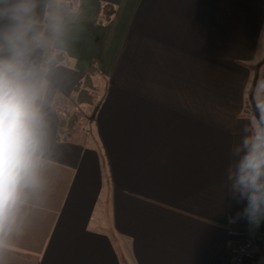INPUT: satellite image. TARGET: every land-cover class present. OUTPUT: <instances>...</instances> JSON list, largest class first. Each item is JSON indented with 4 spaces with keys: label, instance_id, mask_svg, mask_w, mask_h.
I'll use <instances>...</instances> for the list:
<instances>
[{
    "label": "crops",
    "instance_id": "0c3cea01",
    "mask_svg": "<svg viewBox=\"0 0 264 264\" xmlns=\"http://www.w3.org/2000/svg\"><path fill=\"white\" fill-rule=\"evenodd\" d=\"M55 1V65L41 70L35 44L29 55L44 85L42 185L0 237V264H229L251 236L235 182L264 121V0ZM48 2L33 0V34ZM18 3L0 0V33ZM93 62L99 107L82 121L92 107L76 86ZM256 241L241 264H264Z\"/></svg>",
    "mask_w": 264,
    "mask_h": 264
},
{
    "label": "clouds",
    "instance_id": "9594fccd",
    "mask_svg": "<svg viewBox=\"0 0 264 264\" xmlns=\"http://www.w3.org/2000/svg\"><path fill=\"white\" fill-rule=\"evenodd\" d=\"M33 0H19L11 10L17 22L0 33V237L19 222L26 194L42 185L46 122L42 111L44 85L29 61L32 45L42 44L33 34ZM264 48V31L258 38ZM236 186L244 202L243 215L254 227L264 222V127L243 141Z\"/></svg>",
    "mask_w": 264,
    "mask_h": 264
},
{
    "label": "trees",
    "instance_id": "16d2710c",
    "mask_svg": "<svg viewBox=\"0 0 264 264\" xmlns=\"http://www.w3.org/2000/svg\"><path fill=\"white\" fill-rule=\"evenodd\" d=\"M57 3L55 0H49L47 4V14L45 18L42 20L44 24L43 32L39 35L41 40L43 41L40 46L43 49V60H42V71L45 68L52 67L55 65L54 57H53V43L55 36V28L57 22ZM262 63V62H261ZM97 73V66L93 62L89 71L85 74L84 79L76 86L77 91V102L79 104H88V106L92 107L91 120L95 118L96 111L99 107V102L96 101L95 95L93 93V89H95L94 84V75ZM257 81V75H255L252 79L249 88L247 89L249 97H252L253 89L255 88ZM256 116V115H255ZM80 112L75 110L70 114L63 116L59 120V134L61 138H67L71 132L73 131L76 123L79 121ZM258 124L257 129L259 130L261 127H264L262 121L257 118ZM256 235L258 238L262 240V244L260 247V251L262 256H264V234L260 230L259 227L255 228Z\"/></svg>",
    "mask_w": 264,
    "mask_h": 264
},
{
    "label": "built area",
    "instance_id": "2783aa9c",
    "mask_svg": "<svg viewBox=\"0 0 264 264\" xmlns=\"http://www.w3.org/2000/svg\"><path fill=\"white\" fill-rule=\"evenodd\" d=\"M251 236L245 241L238 242L232 245L229 264H241V262L249 257H252L255 252V247L257 245L256 241V230L251 223Z\"/></svg>",
    "mask_w": 264,
    "mask_h": 264
},
{
    "label": "rangeland",
    "instance_id": "374dc122",
    "mask_svg": "<svg viewBox=\"0 0 264 264\" xmlns=\"http://www.w3.org/2000/svg\"><path fill=\"white\" fill-rule=\"evenodd\" d=\"M87 108H88V106H87ZM84 111H86L85 113H86L87 115H89V116H90V114H91V113H90V112H91L90 109H84V108H83V111L81 110V115H82V116L80 115V116L82 117V119H81L82 121H85V120H86V117H85V115H84ZM257 121H258V120H257Z\"/></svg>",
    "mask_w": 264,
    "mask_h": 264
},
{
    "label": "water",
    "instance_id": "95a60500",
    "mask_svg": "<svg viewBox=\"0 0 264 264\" xmlns=\"http://www.w3.org/2000/svg\"><path fill=\"white\" fill-rule=\"evenodd\" d=\"M262 123L264 124L263 120H262ZM261 230L264 232V222L261 223Z\"/></svg>",
    "mask_w": 264,
    "mask_h": 264
}]
</instances>
